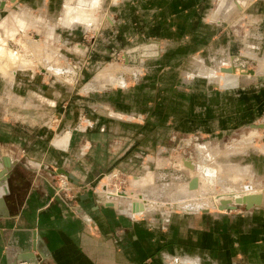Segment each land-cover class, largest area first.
<instances>
[{"label": "crops", "instance_id": "1", "mask_svg": "<svg viewBox=\"0 0 264 264\" xmlns=\"http://www.w3.org/2000/svg\"><path fill=\"white\" fill-rule=\"evenodd\" d=\"M63 2L19 0L49 16L58 15ZM214 3L124 0L112 13L109 29L160 39L148 49L173 57L200 54L203 67L221 71L229 58L234 70L248 53L264 54V0L254 1L249 10L244 37L216 21ZM174 65L169 63L170 69ZM223 79L226 87L237 75ZM170 98L167 109L158 98L145 112L122 104L108 110L96 96L75 98L58 132H67L69 141L47 129L1 125L0 160L7 158L11 168L0 179V264H264V202L232 214L159 216L149 211L155 207L135 211L129 198L97 188L113 169L141 175L147 162L159 163L180 137L201 135L210 139L207 145L221 146L218 140L252 127L264 112V88L256 86L220 90L214 80L181 79ZM85 103L91 125L78 132L71 123ZM59 175L68 179L74 203L57 193ZM145 211L146 218L137 219Z\"/></svg>", "mask_w": 264, "mask_h": 264}, {"label": "rangeland", "instance_id": "2", "mask_svg": "<svg viewBox=\"0 0 264 264\" xmlns=\"http://www.w3.org/2000/svg\"><path fill=\"white\" fill-rule=\"evenodd\" d=\"M122 1L95 0L97 20L86 25L83 22L68 24V7H75L76 12L85 10L91 0H64L56 16L21 6L19 0H0V4H4L0 9V25L11 13L15 15L14 22L8 28L0 26V43L2 39L6 40V44L5 41L0 44V52L7 50V55L3 54L5 60L2 59L0 72V126L5 124L34 131L47 129L54 136L69 141L67 132H58L63 116H68L75 107L76 102H72L75 98L88 100L96 96V102L102 106L105 103L108 110L114 111L118 109L117 105L122 104L129 110L145 112L158 104V98L161 100L160 107L167 109L173 87L181 79L214 80L220 90L251 86L264 88V54L257 51L245 55L247 58L241 60V65L229 73L226 70L232 68V58L225 65L227 69L222 71L205 68L200 54L190 57H183V54L173 57L162 51L155 54L148 47L154 40L161 44L160 39L130 36L136 34L135 30H129L130 35L110 30L112 13L117 12ZM254 1L258 0H215L214 18L244 37L249 27L248 13ZM29 41L38 42L41 47L39 53L34 55ZM11 54L14 56L11 57ZM4 55L8 60L11 58L15 61H6ZM169 63L177 67L174 65L170 69ZM190 63H197L198 68H189ZM230 75H237V81H230L224 87L223 78ZM162 87L165 89L160 92ZM161 94H166V97L162 98ZM102 106L96 109L103 110ZM80 109H83V113L78 121L71 123L78 132L86 131L91 125L88 105L81 104ZM209 141L201 135L180 137L173 142L171 149L160 156L159 163H156L157 160L147 162L141 175L133 176L113 169L109 175L102 177L97 188L101 191L116 190L120 194L110 192L117 193L121 198H129L131 203L140 202L144 208L155 207L156 210L149 211L159 216L189 212L187 208L193 210L191 212L201 213L197 205L204 197L208 203L213 202L211 206L204 202L200 205L208 212L232 214L242 210L244 207L233 211H220L219 208L223 201H231L234 207L235 198L231 196L242 197L249 192L264 194V112L252 127L223 141L218 140L221 146L207 145ZM212 142L217 140L213 139ZM187 160L194 163V171L185 166L184 161ZM117 172L118 177H115ZM198 174L208 178L210 182L207 183L211 187L203 189L204 183L199 181L197 192H189L188 188L184 191L189 180ZM59 176L54 180L55 186ZM233 176L241 180L236 182L232 180ZM139 183V186L135 185ZM245 187H250L251 191H246ZM143 195L148 196L149 200L144 199ZM142 199L144 202L140 201ZM146 215L145 211L137 217L146 218Z\"/></svg>", "mask_w": 264, "mask_h": 264}, {"label": "bare ground", "instance_id": "3", "mask_svg": "<svg viewBox=\"0 0 264 264\" xmlns=\"http://www.w3.org/2000/svg\"><path fill=\"white\" fill-rule=\"evenodd\" d=\"M71 1V0H70ZM68 3H69V1H68ZM2 4V3H1ZM71 4V3H70ZM69 4V5H70ZM92 4V5H91ZM95 5H96V3H95V0H91V2H90V6L87 8V9H85V10H78L77 12L75 11V7L73 8L72 6H69L68 7V12H70V16H68V18H67V23L68 24H70V23H72V22H83V23H85L86 25L87 24H89V23H91V21L94 23V21H96L97 20V15H96V7H95ZM68 6V5H67ZM79 8V7H78ZM73 9H74V11H73ZM73 11V12H72ZM14 20H15V15L13 14V13H11L10 14V16L8 17V18H6L3 22H2V24L0 25L1 27L2 26H10L11 24H12V22H14ZM15 27H17V26H15ZM2 28H4V27H2ZM8 28V27H7ZM11 28V27H10ZM10 28H9V30H10ZM4 30V29H3ZM6 31H7V29H6ZM9 32H11V31H9ZM9 32H7V34L9 33ZM11 35V34H10ZM7 36H9V35H7ZM2 39V38H1ZM28 40V39H27ZM2 41H5V43L4 44H6V40H1V43H2ZM0 43V44H1ZM27 43V42H26ZM38 43V42H37ZM36 42H30L29 41V46L31 47L30 49H32V51H34V55H35V53H39V51L41 50V47L39 46V44H37ZM25 45V44H24ZM28 45V44H27ZM1 46H3V45H1ZM42 46V45H41ZM1 48V47H0ZM26 47H24V49H25ZM2 49H4L3 47H2ZM6 50V49H5ZM7 51V50H6ZM5 51V52H6ZM4 51H1L0 52V72L2 71L1 69H2V65H3V61H2V59H4L5 60V58H3V54H6L7 55V53H5ZM10 52V51H9ZM12 52V51H11ZM13 53V52H12ZM33 53V52H32ZM10 54V53H9ZM8 54V55H9ZM12 55V56H11ZM10 56L11 57H13L14 56V54H11ZM16 55V54H15ZM37 56H38V54H36ZM2 56V57H1ZM5 56V55H4ZM10 56L8 57V58H10ZM6 57V56H5ZM6 59H7V57H6ZM11 59V58H10ZM9 59V60H10ZM8 59L6 60V61H9ZM11 60H13V61H15L14 59H11ZM22 60V59H21ZM25 61V60H24ZM24 65H26V64H24ZM19 66V65H18ZM30 67V66H29ZM22 68H24V67H22ZM10 73V72H9ZM108 75H110V74H108ZM198 179H199V181H201V182H203L204 183V187H203V189L204 188H210L211 187V185H210V183L208 184L207 182H210L209 181V179L208 178H206L205 176H203V175H201V174H198ZM0 179H2V178H0ZM232 180H234V181H239V180H241V179H238V178H236V177H232ZM140 182H142V181H140ZM200 182V183H201ZM203 183H201V184H203ZM103 185H105V184H103ZM136 186H139L140 185V183L139 184H135ZM144 185H145V183H144ZM209 185V186H208ZM106 186L108 187V184H106ZM104 187V188H107V187ZM188 186V185H187ZM187 188L188 187H186L185 189H184V191H187ZM107 191H109V193H111L110 191H115V192H117L118 194H120L118 191H116V190H110V189H108ZM190 192V191H189ZM202 192H203V190H202ZM117 193H115V194H117ZM114 194V193H113ZM125 194V193H124ZM201 194V193H200ZM249 194H251V195H255V194H258V193H254L253 194V192H249ZM121 195H123L122 193H121ZM202 195V194H201ZM201 195H199V196H201ZM258 195H263V200H262V205H263V202H264V194L263 193H259ZM198 196V197H199ZM210 196V195H209ZM228 196V195H227ZM205 198L206 197H204V198H200V199H203V201L201 200L200 201V204H198L197 205V203H196V205H197V207H199V208H197V210H199V211H202L203 209H202V207L200 206L201 204L203 205V202H204V204H206V205H210V204H213V202H207V201H205ZM230 199V198H229ZM234 200V199H233ZM140 201H143L144 202V200L142 199V200H140ZM214 201H215V199H214ZM220 201V200H219ZM217 202V201H216ZM224 202V201H223ZM137 203H139V204H141L140 202H137ZM183 203V202H182ZM192 203V202H191ZM194 204V203H193ZM135 204L133 203V206H134ZM142 205V204H141ZM181 205H174V207H180ZM186 206V205H185ZM190 206V205H189ZM211 206V205H210ZM216 206H218L217 204H216ZM142 207L143 208H141L140 210H139V212L140 211H144L145 210V208H144V206L142 205ZM172 207H173V205H172ZM183 207V206H182ZM201 207V208H200ZM184 208H186V207H184ZM190 208V207H189ZM193 208V207H192ZM195 208H196V206H195ZM216 209V208H215ZM219 210H220V208H219ZM187 211H189V212H191V211H193V210H189L188 208H187ZM205 211H207V210H205ZM208 212V211H207Z\"/></svg>", "mask_w": 264, "mask_h": 264}, {"label": "water", "instance_id": "4", "mask_svg": "<svg viewBox=\"0 0 264 264\" xmlns=\"http://www.w3.org/2000/svg\"><path fill=\"white\" fill-rule=\"evenodd\" d=\"M4 6V4H0V9H2ZM226 72H233V70H226ZM185 166L187 167V169L194 171L195 170V165L194 163H192L190 160L184 161ZM11 168V164L9 163V160L7 158L0 160V178H3L4 176L7 175L8 171ZM188 190L192 193H195L199 190V179L197 177H192L189 182H188ZM246 191H251L250 187H245ZM142 197H144V199L149 200V197L146 195H143ZM232 198H235V206L232 207V202L231 201H224L222 202V206L220 207V211L223 210H229V211H233V210H237L240 207H244L246 210H250L253 209L255 207H259L262 205V200H263V195H251L249 193L242 195V197L240 196H231ZM142 207L141 204L136 203L134 205V209L135 211H139ZM202 212H207L205 210H202Z\"/></svg>", "mask_w": 264, "mask_h": 264}, {"label": "built area", "instance_id": "5", "mask_svg": "<svg viewBox=\"0 0 264 264\" xmlns=\"http://www.w3.org/2000/svg\"><path fill=\"white\" fill-rule=\"evenodd\" d=\"M115 177H118V172L115 175ZM111 178H113V176H111ZM55 187H56L57 193L62 195L67 201L73 202L75 200V198L72 194V187H71L69 181L67 180V178L65 176L61 175L58 177ZM130 211H132V210H130ZM133 218L136 219V217H133ZM138 218H145V216L137 217V219ZM19 264H34V263L21 262ZM37 264H39V263H37Z\"/></svg>", "mask_w": 264, "mask_h": 264}]
</instances>
